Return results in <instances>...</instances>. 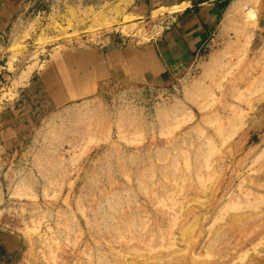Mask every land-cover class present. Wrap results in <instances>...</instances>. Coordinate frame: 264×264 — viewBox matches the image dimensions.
I'll list each match as a JSON object with an SVG mask.
<instances>
[{
    "label": "rangeland",
    "instance_id": "obj_1",
    "mask_svg": "<svg viewBox=\"0 0 264 264\" xmlns=\"http://www.w3.org/2000/svg\"><path fill=\"white\" fill-rule=\"evenodd\" d=\"M180 1L0 0V264H264V0L159 82L52 87Z\"/></svg>",
    "mask_w": 264,
    "mask_h": 264
},
{
    "label": "crops",
    "instance_id": "obj_2",
    "mask_svg": "<svg viewBox=\"0 0 264 264\" xmlns=\"http://www.w3.org/2000/svg\"><path fill=\"white\" fill-rule=\"evenodd\" d=\"M183 1L189 3L182 5L184 9L169 13L163 30L146 43L77 45L74 52L81 54L76 56L68 69L51 70L52 87L61 91L72 85L75 89L83 83L104 77L120 78L133 84H149L159 82L189 64L227 12L228 0H182L172 2L169 7ZM2 21L0 14V26Z\"/></svg>",
    "mask_w": 264,
    "mask_h": 264
},
{
    "label": "bare ground",
    "instance_id": "obj_3",
    "mask_svg": "<svg viewBox=\"0 0 264 264\" xmlns=\"http://www.w3.org/2000/svg\"><path fill=\"white\" fill-rule=\"evenodd\" d=\"M244 5H246V4H244ZM245 8H246V10H245V19L249 22V23H252L253 24V22H255L256 21V19H257V11L252 7V6H249V5H246L245 6ZM133 17H129L128 19H129V21H130V24H131V21H133V20H130V19H132ZM135 21H133V23H134ZM126 23H127V20H126ZM125 23V25H126V27H128V25ZM132 23V24H133ZM128 24H129V22H128ZM129 24V25H130ZM135 24V23H134ZM133 26V25H132Z\"/></svg>",
    "mask_w": 264,
    "mask_h": 264
}]
</instances>
